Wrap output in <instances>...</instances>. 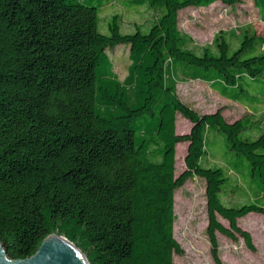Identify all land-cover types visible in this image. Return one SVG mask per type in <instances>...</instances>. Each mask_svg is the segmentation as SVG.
Here are the masks:
<instances>
[{
    "label": "trees",
    "instance_id": "trees-1",
    "mask_svg": "<svg viewBox=\"0 0 264 264\" xmlns=\"http://www.w3.org/2000/svg\"><path fill=\"white\" fill-rule=\"evenodd\" d=\"M241 0H124L153 19L121 29L113 13L101 30V7L89 0H0V242L11 259L35 253L57 233L90 264H174L184 250L174 236L175 190L205 179L206 235L222 264L217 232L251 234L238 224L249 213L264 220V119L226 120L199 113L177 92L178 82L202 80L245 105L249 81L264 79V36L249 28L236 39L218 31L199 47L178 28L187 7ZM111 2V1H110ZM264 22V0H253ZM129 46L124 79L111 71L107 48ZM190 121L175 130L176 114ZM257 128L255 139L241 134ZM243 157L259 201L225 205L228 177L200 163L209 132ZM187 142L184 170L175 174V146ZM218 216L228 222L225 226Z\"/></svg>",
    "mask_w": 264,
    "mask_h": 264
},
{
    "label": "rangeland",
    "instance_id": "rangeland-1",
    "mask_svg": "<svg viewBox=\"0 0 264 264\" xmlns=\"http://www.w3.org/2000/svg\"><path fill=\"white\" fill-rule=\"evenodd\" d=\"M102 5L100 19L101 30H105V22L110 15H121V30L132 32L134 24L147 25L153 19L152 11L145 7L126 6L124 0H89ZM111 1V2H110ZM178 28L189 35L199 47L211 44L214 35L218 31H224L230 38L236 39L232 43V49L239 46L238 34L242 29L249 28L260 36H264V22L254 6L253 0H241V2L226 5L217 1L208 7H187L178 13ZM107 54L113 71L120 80L128 73L130 59L129 46L118 44L113 48H107ZM248 85L247 93L241 98L249 103L256 101L254 105H245L237 101H229L221 98L208 83L202 80H188L178 82L177 90L180 97L187 104L198 111L209 113L221 110L223 117L228 121L247 118L253 120L264 119V79L255 81L245 80ZM246 98V99H245ZM177 133H186L189 129L187 119L180 113L176 116ZM252 128L241 134L242 138L255 139L262 131ZM206 153L200 163L205 167H219L223 170L228 181L219 192L221 201L232 207L253 201H259L257 196L258 182L246 178L245 171L249 163L240 156H234L226 150L224 136L218 132H209L205 140ZM187 150V142H179L175 146V174H180L184 168V157ZM175 227L174 236L182 246L184 252L175 254L174 264H215L210 253V244L206 235L207 210L205 196V179L199 176L190 177L182 186L175 190ZM218 219L228 226V222L218 216ZM241 228L250 232L256 251L249 250L241 236L236 240L230 239L217 232L218 250L222 264H264V220L262 215L249 213L238 219Z\"/></svg>",
    "mask_w": 264,
    "mask_h": 264
},
{
    "label": "water",
    "instance_id": "water-1",
    "mask_svg": "<svg viewBox=\"0 0 264 264\" xmlns=\"http://www.w3.org/2000/svg\"><path fill=\"white\" fill-rule=\"evenodd\" d=\"M0 264H90L86 255L63 235L53 233L46 236L34 254L11 259L0 242Z\"/></svg>",
    "mask_w": 264,
    "mask_h": 264
},
{
    "label": "crops",
    "instance_id": "crops-1",
    "mask_svg": "<svg viewBox=\"0 0 264 264\" xmlns=\"http://www.w3.org/2000/svg\"><path fill=\"white\" fill-rule=\"evenodd\" d=\"M211 88V87H210ZM212 89V88H211ZM212 90H214V89H212ZM221 98H223V99H225V100H229V101H232V100H230V99H228V98H226V97H224V96H222L219 92H217L216 90H214ZM177 92H178V90H177ZM179 94V93H178ZM180 96V95H179ZM181 98V97H180ZM182 99V98H181ZM183 100V99H182ZM184 101V100H183ZM186 103V102H185ZM189 105V104H188ZM191 106V105H190ZM192 107V106H191ZM196 110V109H195ZM198 111V110H197ZM199 113H209V112H206V111H198ZM176 116H177V114H176ZM177 118V117H176ZM187 122H188V124H189V129L186 131V132H188L189 130H190V128H191V123H190V121L189 120H187ZM175 124H176V120H175ZM175 130H176V132H177V129H176V126H175ZM179 134H181V133H179ZM174 227H175V225H174Z\"/></svg>",
    "mask_w": 264,
    "mask_h": 264
}]
</instances>
